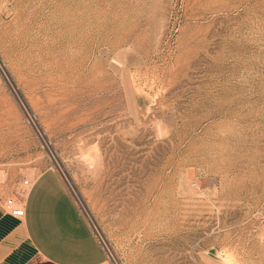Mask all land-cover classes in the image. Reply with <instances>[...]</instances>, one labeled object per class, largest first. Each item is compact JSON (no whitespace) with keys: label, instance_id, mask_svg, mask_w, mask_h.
Returning <instances> with one entry per match:
<instances>
[{"label":"rangeland","instance_id":"rangeland-1","mask_svg":"<svg viewBox=\"0 0 264 264\" xmlns=\"http://www.w3.org/2000/svg\"><path fill=\"white\" fill-rule=\"evenodd\" d=\"M44 171L107 264H264V0H0V199Z\"/></svg>","mask_w":264,"mask_h":264},{"label":"crops","instance_id":"crops-1","mask_svg":"<svg viewBox=\"0 0 264 264\" xmlns=\"http://www.w3.org/2000/svg\"><path fill=\"white\" fill-rule=\"evenodd\" d=\"M5 198L0 199V264H107L102 247L55 172L44 171L34 180L22 219L2 209Z\"/></svg>","mask_w":264,"mask_h":264},{"label":"built area","instance_id":"built-area-1","mask_svg":"<svg viewBox=\"0 0 264 264\" xmlns=\"http://www.w3.org/2000/svg\"><path fill=\"white\" fill-rule=\"evenodd\" d=\"M33 183H34V181L31 182L30 180H28L26 178L22 179V181L20 182V186H19L18 190L16 191L15 196L7 197L3 201H1L2 209L8 215H10L11 217H13L15 219H22L23 218V216H24V204H25L26 196H27L28 191L31 189ZM69 193H70L72 199L74 200V203L77 206L79 212L82 214V216L86 220L87 224L89 225V227H90L92 233L94 234L95 238L97 239L99 245L101 247H103L101 242H100V239L98 238L96 230L88 221L89 218H88V215L86 214V212L83 210L82 203L75 196L74 192L69 191Z\"/></svg>","mask_w":264,"mask_h":264}]
</instances>
